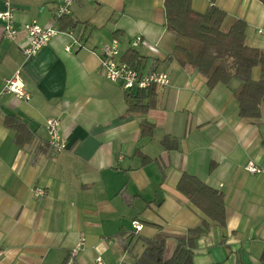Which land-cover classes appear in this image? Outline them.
I'll return each mask as SVG.
<instances>
[{"label":"crops","instance_id":"1","mask_svg":"<svg viewBox=\"0 0 264 264\" xmlns=\"http://www.w3.org/2000/svg\"><path fill=\"white\" fill-rule=\"evenodd\" d=\"M56 2L0 0V12L12 8L19 31L17 42L9 43L0 24V90L17 75L29 96L1 97L0 264H96L98 256L105 264H132L144 250L142 240L159 234L166 237L168 259L190 229L209 222L177 190L182 174L224 195L225 224L198 237L194 264H259L264 95L259 118H240V81L208 90L196 70L172 60L176 37L165 25L164 0H73L68 15L75 29L60 31L36 56L24 57V24L58 28ZM211 4L226 14L223 30L243 21L246 45L264 53V36L256 33L264 25L259 1L191 0V9L204 13ZM138 37L142 43L133 46ZM112 39L119 42V60L126 63L124 54L133 50L140 70L170 78L168 86L156 87L155 105L144 113L126 111L124 91L100 69V46ZM261 78L264 62L251 73L253 81ZM6 116L26 125L30 143L15 144ZM49 117L59 121L64 151L48 147ZM142 122L154 126L152 137L140 135ZM164 137L176 140L177 148H164ZM137 151L151 162L143 165ZM249 161L261 173H248ZM34 188L45 195L35 197ZM134 220L143 226L138 234Z\"/></svg>","mask_w":264,"mask_h":264},{"label":"trees","instance_id":"2","mask_svg":"<svg viewBox=\"0 0 264 264\" xmlns=\"http://www.w3.org/2000/svg\"><path fill=\"white\" fill-rule=\"evenodd\" d=\"M259 1L264 8V0ZM166 28L176 37V44L171 55L180 67H191L206 81L208 90L219 84L226 85L233 78L240 81L235 92L240 118H259V106L264 95V81L251 79L252 70L264 62V53L246 45V24L241 20L234 21L227 30L222 29L226 14L211 4L204 13L191 9V0H164ZM59 31L74 30L77 22L70 15L58 20ZM124 61L134 68L140 66L138 53L128 50ZM156 87L148 90L125 94L129 113H144L155 105ZM4 125L14 131V142L18 147L30 143L33 135L18 118L6 116ZM154 126L142 122L140 135L152 137ZM169 142H171L169 145ZM164 148L176 149L177 141L164 137L161 141ZM143 165L151 162L149 158L136 152ZM211 169V168H210ZM177 190L196 207L207 219L200 226L190 229L187 236L178 240L173 255L164 258L166 237L156 235L152 239H143L144 250L132 264H194L193 252L195 241L211 225L224 226V195L212 189L195 177L182 174L177 183ZM259 264H264V247L259 256Z\"/></svg>","mask_w":264,"mask_h":264},{"label":"built area","instance_id":"3","mask_svg":"<svg viewBox=\"0 0 264 264\" xmlns=\"http://www.w3.org/2000/svg\"><path fill=\"white\" fill-rule=\"evenodd\" d=\"M73 0H57L52 9L53 19L57 21L59 18L68 15ZM0 24L3 29V38L9 43H16L18 29L14 25V14L10 7L0 12ZM25 39L19 44L24 57L30 58L36 56L42 48H44L60 31L55 26H40L37 22L32 21L24 24ZM69 33V31H67ZM256 33L264 36V25L256 29ZM142 43L141 38H136L133 46ZM68 51V48H67ZM120 46L117 39L105 42L99 49V63L105 78L117 84L125 94L137 91L148 90L154 86L157 88L166 87L170 84L169 76L162 71L150 70L143 72L139 68H134L119 60ZM23 84L17 75L7 79L5 86L0 90V113H1V97L3 95H13L18 100H28L29 96L24 92ZM45 129L47 132V144L53 152H61L67 148L66 142L59 133V121L55 118H47L45 120ZM245 169L250 174H259L261 169L252 161L247 162ZM34 196L42 197L45 195L41 188H34ZM131 228L134 234L141 232L143 226L137 220L131 222ZM78 245H82L80 242ZM1 255V252H0ZM96 264H105L101 257L95 259Z\"/></svg>","mask_w":264,"mask_h":264}]
</instances>
